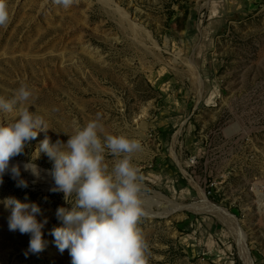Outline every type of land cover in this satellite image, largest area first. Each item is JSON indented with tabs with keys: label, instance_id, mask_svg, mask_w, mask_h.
<instances>
[{
	"label": "rangeland",
	"instance_id": "obj_1",
	"mask_svg": "<svg viewBox=\"0 0 264 264\" xmlns=\"http://www.w3.org/2000/svg\"><path fill=\"white\" fill-rule=\"evenodd\" d=\"M6 2L0 97L11 100L22 85L33 97L2 119L15 123L27 107L49 130L10 161L28 187L6 173L0 200L38 204L48 244L26 256L30 236L9 231L0 204V264H71L49 233L61 223L57 208L70 209L75 196L67 203L51 191L53 161L36 149L46 135L66 142L97 114L103 134L142 144L133 164L143 176L147 264H244L240 237L251 264H264V0ZM33 159L38 179L24 170ZM105 159L111 170L119 158Z\"/></svg>",
	"mask_w": 264,
	"mask_h": 264
},
{
	"label": "clouds",
	"instance_id": "obj_2",
	"mask_svg": "<svg viewBox=\"0 0 264 264\" xmlns=\"http://www.w3.org/2000/svg\"><path fill=\"white\" fill-rule=\"evenodd\" d=\"M56 3L68 8L74 0ZM9 22L7 2L0 0V27ZM32 97L33 92L26 85L11 100L0 97V184L4 175L10 173L17 180V187H28V182L20 178V166L10 165V161L23 154L40 132L49 130L45 119L27 107L19 111L15 123H4V115L12 113L15 105L30 102ZM103 133L104 125L97 114L85 126H78L66 142L58 139L53 143L46 135L37 147L39 155L46 154L53 161L51 191L62 192L67 203L69 197L75 196L70 209L57 208L56 218L61 223L49 234L61 254L68 251L71 264H147L149 245L138 227L146 216L139 197L143 176L133 164L134 154L143 150L142 144L125 135ZM108 154L119 158L111 170L105 159ZM35 159L25 163L24 170L38 179L40 169ZM0 204L10 210L9 231L30 236L25 255L43 252L48 244L43 232L48 219H37L40 206L14 196L0 200Z\"/></svg>",
	"mask_w": 264,
	"mask_h": 264
},
{
	"label": "bare ground",
	"instance_id": "obj_3",
	"mask_svg": "<svg viewBox=\"0 0 264 264\" xmlns=\"http://www.w3.org/2000/svg\"><path fill=\"white\" fill-rule=\"evenodd\" d=\"M214 12V11H213ZM215 13H216V11H215ZM211 15V14H210ZM186 64H188V68L189 69H191V71H192V74H191V77H192V79L195 81V82H197V84H200V81L198 80L199 79V77H198V75L196 74V71H194V65H193V63H191L190 61H188ZM211 100V97H209L208 98V101H210ZM212 101V100H211ZM14 163H12V162H10V165H13ZM47 175V174H46ZM48 175H50L51 176V174H48ZM52 177V176H51ZM47 181H49L48 179H46ZM199 194H200V197H201V199H202V201H203V203H205V197L202 195V192L201 191H199ZM204 207V206H203ZM206 207L208 208L209 207V205L208 204H205V210L207 211V209H206ZM214 208V207H213ZM215 212H217L218 214H220L222 217H225V223L226 224H229L230 225V228L231 229H234V230H236L237 229V226L235 225L236 224V220H235V218H233L231 215H229L223 208H220V207H215L214 209H213ZM224 219V218H223ZM236 233H237V231H236ZM238 234H240L239 232H238ZM241 235V234H240ZM240 239V252H241V254H242V256H243V259H244V264H251V261H250V259L248 258V254H247V252H246V250H245V246L244 245H242V239H241V237L239 238ZM243 248H244V250H243Z\"/></svg>",
	"mask_w": 264,
	"mask_h": 264
}]
</instances>
